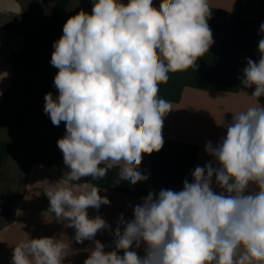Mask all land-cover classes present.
<instances>
[{
  "label": "clouds",
  "instance_id": "obj_1",
  "mask_svg": "<svg viewBox=\"0 0 264 264\" xmlns=\"http://www.w3.org/2000/svg\"><path fill=\"white\" fill-rule=\"evenodd\" d=\"M91 13L71 16L54 41L50 64L58 95H45L44 113L55 126L68 171L43 190L48 212L75 229L93 255L84 264H264V38L258 62L247 60L241 83L255 90V105L233 114L226 135L207 142L211 160L191 173L183 189L150 191L134 218L118 222L112 249L95 241L110 229L89 217L110 208L82 177H117V187L148 180L143 154L164 145V119L171 103L159 95L170 73L195 69L214 44L209 0H92ZM17 0H0V15L19 16ZM264 37V23L259 33ZM0 73V81L7 78ZM0 95H3L0 92ZM27 199V198H26ZM143 247L141 257L133 249ZM72 244L55 236L29 238L13 247L10 264H64ZM105 251H113L109 257ZM123 255H120V252Z\"/></svg>",
  "mask_w": 264,
  "mask_h": 264
},
{
  "label": "crops",
  "instance_id": "obj_2",
  "mask_svg": "<svg viewBox=\"0 0 264 264\" xmlns=\"http://www.w3.org/2000/svg\"><path fill=\"white\" fill-rule=\"evenodd\" d=\"M17 2L24 10L21 15L15 16L11 13L0 15V73L5 71L9 73L7 78L0 81V92L3 93V95H0V102L13 90L15 84L17 64L12 58V53L22 54L26 49L27 42L36 39L47 28L46 0H17ZM235 2L236 0H209L210 6L222 9H232ZM154 4L153 10L159 13L163 0H154ZM57 31L55 30L39 50V60L42 67L36 75L34 85L35 87L39 85L42 89L36 88V91L33 89L29 96V98H32L37 93L40 100L39 105L43 109L45 106L44 98L46 94L50 93L49 89L56 92L53 94L54 97L58 95V90L54 86V77L59 70L50 64L54 51L53 43L62 36ZM45 52H48L46 59ZM19 63L22 69V63ZM45 63L48 69L47 78L43 77L39 80L42 77ZM43 85H45V88ZM254 90L227 93L185 88L179 102H170L172 111L164 119L163 138L197 145L199 154L195 168L205 166L211 160V157L205 151L206 143L211 141L215 144L221 136L226 135V128L218 126V124L230 123L233 117L232 113L245 110L248 107H234V101L244 100L241 98L245 96L247 102L252 104L250 94ZM65 133L66 122L64 135ZM66 172L55 170L43 161H35L31 165L25 178L23 191L14 204L13 216L11 220L0 227V264H10L13 247L21 241L43 236H55L66 243L72 244V250L68 253V258L64 264H84L85 261L91 258L93 252L88 242L76 243L74 240L72 242L71 239L74 238L75 229L67 228V221L58 220L54 214L48 212L49 199L43 190L63 179ZM85 179L86 177H82L80 181H74L73 183L83 184L86 183ZM99 189L101 201L107 202L110 208L101 210L97 215L95 210L90 207L88 214L92 219L101 220L110 229L108 234L98 237L95 243L102 248L112 249V240L118 222L121 219L125 221L133 219L134 207L141 203L142 198L108 189ZM133 250L141 257L145 254L143 247ZM112 254L113 251H105L106 257ZM119 254L123 255V252L121 251Z\"/></svg>",
  "mask_w": 264,
  "mask_h": 264
},
{
  "label": "trees",
  "instance_id": "obj_3",
  "mask_svg": "<svg viewBox=\"0 0 264 264\" xmlns=\"http://www.w3.org/2000/svg\"><path fill=\"white\" fill-rule=\"evenodd\" d=\"M72 0H56L49 26L36 39L27 42L22 54H12L15 63H22V72L25 76L21 89L22 116L29 109L28 98L35 84L36 75L42 64L39 60V50L44 42L50 38L60 19L61 13L70 5ZM212 15L208 20L213 34L214 44L209 52L197 61L195 69L170 73L166 84L160 85L159 95L169 102H179L185 88L201 91L238 93L244 88L241 83L243 69L247 60L258 62L259 40L264 38L259 33L260 25L264 23V0H236L232 9L213 7ZM8 94L5 96V98ZM22 117L8 140L0 141V167L5 161L9 150L17 143L18 129ZM164 139L163 148L151 155L144 154L143 163L139 166L142 174L147 175V181L139 182L131 187H117L116 175L107 180H96L91 176L85 181L98 188L112 190L138 198L147 197L150 191L157 194L162 189L180 191L183 182L192 181L191 173L195 169L199 147L197 145Z\"/></svg>",
  "mask_w": 264,
  "mask_h": 264
},
{
  "label": "rangeland",
  "instance_id": "obj_4",
  "mask_svg": "<svg viewBox=\"0 0 264 264\" xmlns=\"http://www.w3.org/2000/svg\"><path fill=\"white\" fill-rule=\"evenodd\" d=\"M55 3L56 0H46L48 12L47 27L49 26ZM124 3H127V0H124ZM81 10L91 13L92 0H72L70 5L61 13L55 29L58 30L57 33L63 34V26L67 20ZM16 54L19 53L17 52ZM44 56L46 59L48 52H45ZM16 64L17 75L13 90L0 102V141L8 140L13 136L22 117V122L18 129L17 143L9 150L3 165L0 167V227L11 220L14 204L23 191L25 178L35 161H43L48 166L63 173L68 171L64 164L63 153L57 145V141L63 138L65 122L55 126L49 116L44 113L43 108L39 105L40 100L37 93L35 95L36 88L42 89L38 84H36L38 85L37 87L33 86L35 96L28 98L29 109L22 116V94L20 88L23 85L25 76L22 72L21 64L19 62ZM47 74L48 69L45 63L42 77L39 80L43 77L47 78ZM43 87L45 88V85ZM48 91L52 94L56 93L52 89ZM244 97L241 98L244 100L234 101L233 106L245 107L256 104L253 98L251 99L253 101L252 104H249ZM259 102L264 105L263 96L259 98Z\"/></svg>",
  "mask_w": 264,
  "mask_h": 264
}]
</instances>
